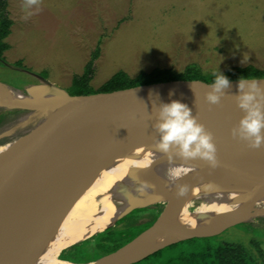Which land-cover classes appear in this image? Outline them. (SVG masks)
<instances>
[{"label": "rangeland", "instance_id": "374dc122", "mask_svg": "<svg viewBox=\"0 0 264 264\" xmlns=\"http://www.w3.org/2000/svg\"><path fill=\"white\" fill-rule=\"evenodd\" d=\"M24 4L8 0L11 45L0 57V81L14 87L47 80L69 92L71 78L82 72L97 45L89 81L94 90L119 69L131 77L155 67L182 72L194 66L205 75L217 67L223 73L246 66L264 71V0H37L28 9ZM32 113L0 107V133L15 129L14 135L21 134L34 120L24 123L19 118ZM117 207L62 251L64 264L94 259L101 250L113 252L129 241L93 245L92 236L111 223ZM156 215L152 205L133 208L105 230L121 228L132 239V231L139 234ZM209 239L241 243L257 264H264V223L259 215L231 223ZM163 258L152 256L138 264H160Z\"/></svg>", "mask_w": 264, "mask_h": 264}, {"label": "bare ground", "instance_id": "6f19581e", "mask_svg": "<svg viewBox=\"0 0 264 264\" xmlns=\"http://www.w3.org/2000/svg\"><path fill=\"white\" fill-rule=\"evenodd\" d=\"M0 98H31V94L0 84ZM181 101L192 108L198 121L206 114L213 115L214 121L207 130L212 133L217 157L245 143L230 131L239 120L237 112H242L232 108L204 111L201 102L186 98ZM75 111L71 109L62 119L57 118L59 113L19 118L24 123L34 121L21 134L14 135L15 129L0 133V140L3 138L0 165L46 142ZM152 132L141 138L140 130L126 150L62 173L16 200L10 209L12 241L7 257L0 264H64L62 251L106 219L108 211L118 206L111 223L103 224L98 231L113 224L121 210L139 205L152 193H162L165 197L151 203L157 215L147 239L79 264H107L122 257L132 262L182 236L214 226L223 218L249 222L259 215L264 223V161L255 152L236 151L234 160L218 163L215 168L205 166L207 161L198 157L188 161L176 158L189 171L196 170V174L191 178L183 176L174 184L166 178L169 162L156 149L157 134ZM137 179L146 180L152 187L138 193ZM178 184L188 186L183 196L176 193ZM21 191L19 186L17 192Z\"/></svg>", "mask_w": 264, "mask_h": 264}, {"label": "water", "instance_id": "95a60500", "mask_svg": "<svg viewBox=\"0 0 264 264\" xmlns=\"http://www.w3.org/2000/svg\"><path fill=\"white\" fill-rule=\"evenodd\" d=\"M230 81L231 88L226 90L220 102L211 105L205 99L209 82L184 79L137 85L111 93L80 95H72L44 80L41 84L22 89L28 91L31 98H0L2 108L32 110L33 113L28 115L31 116L30 118L59 113L57 118L62 119L69 114L71 109L76 110L46 142L0 165V262L7 257L12 241L10 224L13 216L10 214V209L16 200L25 197L31 190L43 187L62 173L78 170L108 154L126 150L130 147L131 141L138 137L140 130L141 138L147 137L152 131L155 132L152 127L155 119L154 107L158 108L162 101L186 98L192 102H201L204 111L232 108L242 112L231 94L236 92L237 80ZM258 82L264 85V78H260ZM42 87L45 91L41 90ZM169 92L172 93L171 96ZM199 121L208 129L214 121L213 115L206 114ZM243 150L255 152L256 156L264 161V144L254 148L245 142L235 146L228 154L218 156V163L234 160L235 152ZM204 165L209 166L207 162ZM195 174L196 170L189 171L184 177L191 178ZM19 186L22 187L20 193L17 192ZM160 197L165 196L162 193H152L144 198L141 204L121 210L117 218L133 208L151 205L155 199ZM231 223L234 222L229 218H223L214 226L187 234L170 243L193 236H211ZM152 232L151 224L116 250L131 247L147 239ZM132 262H126L122 257L107 264Z\"/></svg>", "mask_w": 264, "mask_h": 264}, {"label": "clouds", "instance_id": "9594fccd", "mask_svg": "<svg viewBox=\"0 0 264 264\" xmlns=\"http://www.w3.org/2000/svg\"><path fill=\"white\" fill-rule=\"evenodd\" d=\"M37 0H25L24 7L30 8ZM212 81L205 93L206 101L218 104L226 90L231 88V81L227 75L217 68L211 71ZM257 78L239 77L236 81V92L231 93L242 110L238 122L231 128V135L245 141L251 147L264 144V85ZM171 96L172 93L169 92ZM155 119L152 127L155 136L156 149L167 157L169 167L166 169V178L175 182L189 172V168L179 161H188L200 158L207 161L210 167L218 164L216 145L212 133L203 123L198 121L192 108L179 99L162 101L158 108L154 107ZM147 165L148 161L145 160ZM152 187L146 180L137 179L136 191L145 193ZM188 191L184 184L176 185L177 195L183 196Z\"/></svg>", "mask_w": 264, "mask_h": 264}, {"label": "trees", "instance_id": "16d2710c", "mask_svg": "<svg viewBox=\"0 0 264 264\" xmlns=\"http://www.w3.org/2000/svg\"><path fill=\"white\" fill-rule=\"evenodd\" d=\"M8 0H0V57L2 52L8 47L4 38L9 34L12 20L9 17ZM98 45L90 53L89 59L84 64L83 70L79 74H74L69 85V93L72 95L80 94H103L111 93L119 89H125L137 85H144L156 82H165L171 80H203L211 83L212 75H205L197 67L189 66L182 72H175L170 68L155 67L152 70L140 71L135 77L129 76L124 70L114 72L101 86L94 90L89 81L93 74V65L99 54ZM230 80L243 78H264V71L256 69L254 66L229 67L224 73ZM123 229H109L92 236L94 247L97 248L100 243H118L131 239L128 234L122 233ZM129 231V230H128ZM136 235L132 231V238ZM211 236L189 237L163 246L162 248L150 253L144 258L129 263L138 264L141 260L150 257L165 256L160 264H257L251 254L241 243L220 241L212 242ZM126 239V240H124ZM108 251L99 253L104 255ZM90 259L74 260L75 262L88 261Z\"/></svg>", "mask_w": 264, "mask_h": 264}, {"label": "crops", "instance_id": "0c3cea01", "mask_svg": "<svg viewBox=\"0 0 264 264\" xmlns=\"http://www.w3.org/2000/svg\"><path fill=\"white\" fill-rule=\"evenodd\" d=\"M11 26H12V24H11ZM11 32H12V30H11V27H10V32H9V34L4 38V41L8 44V47L5 49V50H8V48L10 47V43H9V41H8V38L10 37V35H11ZM5 39H7V41L5 40ZM4 50V51H5ZM3 51V52H4ZM3 52H2V54H3ZM2 56V55H1ZM0 83L1 84H4V85H7V86H9V87H12V88H18V87H14V86H11L10 84H8V83H6V82H3V81H0ZM20 89H23V88H20Z\"/></svg>", "mask_w": 264, "mask_h": 264}]
</instances>
